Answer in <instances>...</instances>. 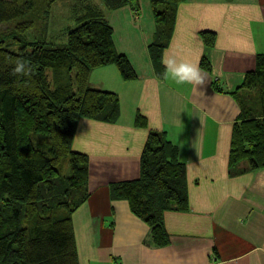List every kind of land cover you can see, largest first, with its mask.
<instances>
[{
  "label": "crops",
  "instance_id": "crops-1",
  "mask_svg": "<svg viewBox=\"0 0 264 264\" xmlns=\"http://www.w3.org/2000/svg\"><path fill=\"white\" fill-rule=\"evenodd\" d=\"M106 18L115 50L137 77L123 80L114 65L89 75L92 88L117 96L119 117L114 123L80 118L75 126L72 150L88 157V197L71 217L79 264H264V168L231 175L228 165L240 113L230 93L264 54V0L182 2L162 52L163 71L149 55L150 0ZM203 31L215 33L213 47L204 46ZM165 58L197 65L203 83L178 84ZM203 58L209 72L201 68ZM137 115L145 126L136 125ZM149 132L164 135L185 167L189 208L163 213L165 247L154 246L147 224L110 192L111 185L138 178Z\"/></svg>",
  "mask_w": 264,
  "mask_h": 264
},
{
  "label": "trees",
  "instance_id": "trees-1",
  "mask_svg": "<svg viewBox=\"0 0 264 264\" xmlns=\"http://www.w3.org/2000/svg\"><path fill=\"white\" fill-rule=\"evenodd\" d=\"M49 13L56 0H47ZM185 0H150L154 33L149 55L163 71L162 52L173 31L178 6ZM137 0H77L71 9L75 27L64 48L29 43L31 51L7 49L0 40V264H79L72 214L87 199L88 157L72 150L80 118L114 123L117 96L89 85L90 72L114 65L125 81L137 75L113 44L106 12ZM39 0H0V25L16 21L26 33ZM205 47L215 33H200ZM18 62L26 72L18 73ZM201 68L210 71L206 58ZM240 113L233 125L228 156L230 174L264 168V54L230 93ZM138 126L145 119L135 118ZM247 162V168L239 164ZM111 197L125 200L130 212L150 228L156 247L170 243L162 216L189 208L185 167L164 135L149 132L141 151L137 179L110 186Z\"/></svg>",
  "mask_w": 264,
  "mask_h": 264
},
{
  "label": "rangeland",
  "instance_id": "rangeland-1",
  "mask_svg": "<svg viewBox=\"0 0 264 264\" xmlns=\"http://www.w3.org/2000/svg\"><path fill=\"white\" fill-rule=\"evenodd\" d=\"M10 1V0H9ZM77 0H56L49 13L44 10L47 0H39L40 11L36 12L33 25L26 33H20L16 28V21L0 25V40L7 49L19 52L22 48L31 51L29 43L41 41L46 48H64L67 44V30L75 27L71 18V9ZM99 4V0H89Z\"/></svg>",
  "mask_w": 264,
  "mask_h": 264
},
{
  "label": "clouds",
  "instance_id": "clouds-1",
  "mask_svg": "<svg viewBox=\"0 0 264 264\" xmlns=\"http://www.w3.org/2000/svg\"><path fill=\"white\" fill-rule=\"evenodd\" d=\"M164 64L170 71L172 78L178 83H195L202 84L204 77L202 76L200 69L197 65L189 62H180L174 58H165ZM15 71L18 73L26 72V66L22 62H18Z\"/></svg>",
  "mask_w": 264,
  "mask_h": 264
}]
</instances>
